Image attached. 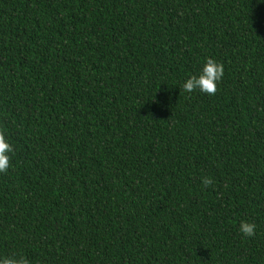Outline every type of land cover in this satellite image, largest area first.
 <instances>
[{"label": "trees", "instance_id": "trees-1", "mask_svg": "<svg viewBox=\"0 0 264 264\" xmlns=\"http://www.w3.org/2000/svg\"><path fill=\"white\" fill-rule=\"evenodd\" d=\"M0 133V256L264 264V0H0Z\"/></svg>", "mask_w": 264, "mask_h": 264}, {"label": "clouds", "instance_id": "clouds-1", "mask_svg": "<svg viewBox=\"0 0 264 264\" xmlns=\"http://www.w3.org/2000/svg\"><path fill=\"white\" fill-rule=\"evenodd\" d=\"M224 75L223 65L214 59H207L198 75L189 76L182 84L183 91L192 93L199 90L202 93L213 95L217 90V84ZM13 152L12 145L8 142L4 133H0V173H4L10 167V154ZM205 185L211 183V180L205 179ZM255 224L247 221L239 223V231L246 237H252L255 234ZM0 264H28L24 257H6L0 256Z\"/></svg>", "mask_w": 264, "mask_h": 264}]
</instances>
